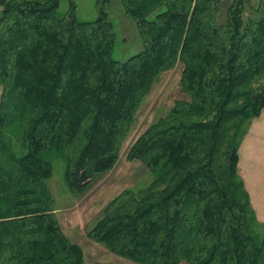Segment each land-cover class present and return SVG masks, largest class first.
<instances>
[{
  "label": "trees",
  "instance_id": "obj_1",
  "mask_svg": "<svg viewBox=\"0 0 264 264\" xmlns=\"http://www.w3.org/2000/svg\"><path fill=\"white\" fill-rule=\"evenodd\" d=\"M78 20L74 3L0 0V264H84L53 213L51 158L81 195L117 160L155 77L181 63L186 99L129 145L151 180L102 209L86 237L134 264H264L237 148L264 109V0H117L140 49L116 55L108 8ZM118 54V53H117ZM104 264V263H93Z\"/></svg>",
  "mask_w": 264,
  "mask_h": 264
},
{
  "label": "rangeland",
  "instance_id": "obj_2",
  "mask_svg": "<svg viewBox=\"0 0 264 264\" xmlns=\"http://www.w3.org/2000/svg\"><path fill=\"white\" fill-rule=\"evenodd\" d=\"M257 1L248 0L243 9L244 20L249 16H256L254 8ZM69 2L74 3V14L78 20L89 21L96 17L95 0H58L57 14H63ZM228 2L229 0H221L218 3L220 20L224 17ZM108 13L114 23L119 42L116 55L124 57L139 50L140 42L134 23L121 11L117 0L111 1ZM181 67V63L176 62L172 68L160 72L155 77L135 111L126 137L118 147L116 163L109 171L97 175L81 195L73 197L68 193L63 183L62 161L55 157L50 159L52 175L47 181V188L53 200V213L63 235L82 250L84 264H134L90 241L86 237V232L100 217L104 206L118 193L128 188L145 187L150 182L151 176L146 165L139 161H126V151L151 122L166 114L175 100L187 98L179 86ZM1 91L0 85V96ZM263 228L264 225L257 224L254 234L260 236Z\"/></svg>",
  "mask_w": 264,
  "mask_h": 264
},
{
  "label": "crops",
  "instance_id": "obj_3",
  "mask_svg": "<svg viewBox=\"0 0 264 264\" xmlns=\"http://www.w3.org/2000/svg\"><path fill=\"white\" fill-rule=\"evenodd\" d=\"M237 157L236 172L249 206L256 223L264 225V109L247 122L237 148Z\"/></svg>",
  "mask_w": 264,
  "mask_h": 264
}]
</instances>
